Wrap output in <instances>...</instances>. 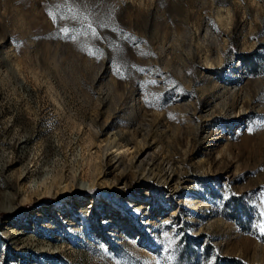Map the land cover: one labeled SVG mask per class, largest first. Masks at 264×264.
Masks as SVG:
<instances>
[{"label": "rangeland", "instance_id": "374dc122", "mask_svg": "<svg viewBox=\"0 0 264 264\" xmlns=\"http://www.w3.org/2000/svg\"><path fill=\"white\" fill-rule=\"evenodd\" d=\"M262 201L264 0H0V264H264Z\"/></svg>", "mask_w": 264, "mask_h": 264}, {"label": "bare ground", "instance_id": "6f19581e", "mask_svg": "<svg viewBox=\"0 0 264 264\" xmlns=\"http://www.w3.org/2000/svg\"><path fill=\"white\" fill-rule=\"evenodd\" d=\"M112 138H110V137H108L107 138V145H106V150H105V156H107V151L109 150V149H111V144H112ZM114 148V147H113ZM126 148V147H125ZM124 147H117L116 149H115V152H114V155H112L111 157H112V159L113 160H115L116 158H118L117 156L118 155H120V153H127V151H128V149H125ZM118 165V164H117ZM170 180V179H169ZM169 180H167V182L169 181ZM167 184V183H166ZM61 190L63 189V188H60ZM132 206H131V208H133V207H136V204L135 203H133V204H131Z\"/></svg>", "mask_w": 264, "mask_h": 264}, {"label": "snow or ice", "instance_id": "6c2138e0", "mask_svg": "<svg viewBox=\"0 0 264 264\" xmlns=\"http://www.w3.org/2000/svg\"><path fill=\"white\" fill-rule=\"evenodd\" d=\"M88 28L91 29L92 28V25L91 24H88ZM64 31H67V29H65ZM93 35H95V32L94 31H93ZM152 83H155V81H153ZM262 203H264V201H262ZM260 216L261 217H264V211H261L260 212ZM168 223H171V222H168ZM260 227H261V231L264 232V220L261 221ZM163 236L167 237V232H164L163 233Z\"/></svg>", "mask_w": 264, "mask_h": 264}]
</instances>
